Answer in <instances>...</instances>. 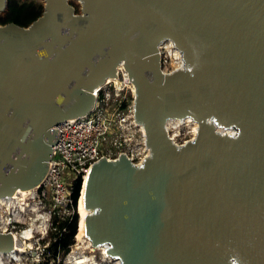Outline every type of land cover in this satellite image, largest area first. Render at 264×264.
<instances>
[{"label": "water", "instance_id": "95a60500", "mask_svg": "<svg viewBox=\"0 0 264 264\" xmlns=\"http://www.w3.org/2000/svg\"><path fill=\"white\" fill-rule=\"evenodd\" d=\"M78 1L0 24V198L44 178L54 126L87 113L122 61L150 154L94 163L90 242L121 264H264V0ZM165 39L183 69L161 70ZM185 117L198 131L176 145L165 124ZM11 244L0 232V252Z\"/></svg>", "mask_w": 264, "mask_h": 264}, {"label": "built area", "instance_id": "2783aa9c", "mask_svg": "<svg viewBox=\"0 0 264 264\" xmlns=\"http://www.w3.org/2000/svg\"><path fill=\"white\" fill-rule=\"evenodd\" d=\"M158 55L164 73L184 68L181 51L171 40L158 44ZM93 95L94 104L87 113L64 119L54 126L56 138L40 184L26 194H10L0 201V232L15 233L22 244L15 250L0 252V264H43L49 243L45 238L49 231L55 230L52 215L71 219L74 180L79 175L82 178L93 163L101 158L111 160L124 155L139 165L150 154L145 130L135 119V87L126 69L117 66L115 75L106 78L94 89ZM165 129L176 145H183L194 139L198 124L191 117L170 118ZM25 229L30 232L23 237ZM64 230L65 227L56 232L60 234ZM72 245L63 257L56 256L57 264H116V261L121 264L118 258L107 257L101 251L98 259L93 251L85 253L73 249ZM34 248L38 251L33 258Z\"/></svg>", "mask_w": 264, "mask_h": 264}, {"label": "trees", "instance_id": "16d2710c", "mask_svg": "<svg viewBox=\"0 0 264 264\" xmlns=\"http://www.w3.org/2000/svg\"><path fill=\"white\" fill-rule=\"evenodd\" d=\"M44 11V4L41 0H6V6L0 14V24L14 23L16 25L26 27L34 20L42 15ZM82 178L77 176L73 184V206L74 213L70 220L61 219L57 215H52V224L55 230L49 231L48 238L51 241L50 249L52 251L53 259L59 254L64 256L70 245L75 242V235L77 233L79 214L77 211V202L80 195ZM65 227L64 231L60 234L56 230H61ZM51 237V238H50ZM55 239V240H54ZM43 264H46L45 262Z\"/></svg>", "mask_w": 264, "mask_h": 264}, {"label": "bare ground", "instance_id": "6f19581e", "mask_svg": "<svg viewBox=\"0 0 264 264\" xmlns=\"http://www.w3.org/2000/svg\"><path fill=\"white\" fill-rule=\"evenodd\" d=\"M178 64L180 65L181 62H179ZM117 66H123L124 67L123 62L122 61L119 62ZM109 77L110 76H108L107 78H109ZM143 128H144V126H143ZM144 130H145V128H144ZM218 130H220L221 132L232 133L231 129H222V128H220ZM94 165L95 164L93 163L89 168H87L85 173L83 174V177H82L81 191H80V195H79V198H78V214H79V218H78V227H77L78 229H77V233H76V238L78 240L86 242L88 244V246L91 247V249H90L91 251L93 249H97V250H100L101 253L103 252L107 257H111L106 252L107 251L106 245L93 246V244L90 242L89 238L87 237V232H86V218L91 213V209L85 203L86 187H87V181H88V176H89L90 170H91V168ZM42 178H43V175L36 183H34L33 185H31V186H29L27 188L14 187L11 190V192H12L11 196H17V194H19V195L26 194L27 192L32 191L34 188H36L39 185V183L41 182ZM25 191H26V193H25ZM4 197H6V196H4ZM4 197L0 198V201H2ZM31 225H33V222L31 223ZM29 232H30V229H25L22 232V236L23 237L29 236ZM10 237H11V243H12L11 244V249L15 250L17 248H20L22 244H21V241H20V238L18 237V235H16L15 233H11ZM114 258L117 259L116 257H114ZM102 264H106V263H102ZM116 264H119V261L118 262L116 261Z\"/></svg>", "mask_w": 264, "mask_h": 264}, {"label": "rangeland", "instance_id": "374dc122", "mask_svg": "<svg viewBox=\"0 0 264 264\" xmlns=\"http://www.w3.org/2000/svg\"><path fill=\"white\" fill-rule=\"evenodd\" d=\"M43 2V0H41ZM68 3L73 7L74 9V13L75 14H81L82 13V5L80 3V1L78 0H68ZM3 12V11H2ZM0 12V14L2 13ZM82 184V183H81ZM26 193V191H25ZM77 211H78V207H77ZM78 229V228H77ZM51 238V237H50ZM45 240H48L49 241V238L46 237ZM51 241H53L52 239H50L47 247L45 248V255L43 256V263L45 262L46 264H57V258L53 259V256H52V251L48 248H50L51 246ZM72 248L75 249V250H81L85 253H88L90 252L91 250V247L88 246V244L86 242H83L81 240H78L76 238V235H75V243L72 245ZM93 249V248H92ZM37 249H32L31 251V256L34 258L36 257V253H37ZM95 254H96V257L99 259L101 257V253H100V250H97V249H93L92 250ZM62 258V257H61ZM62 261V260H61Z\"/></svg>", "mask_w": 264, "mask_h": 264}]
</instances>
